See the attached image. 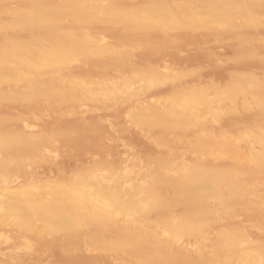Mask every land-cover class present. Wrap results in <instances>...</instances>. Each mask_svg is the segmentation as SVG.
I'll use <instances>...</instances> for the list:
<instances>
[{"label":"bare ground","instance_id":"1","mask_svg":"<svg viewBox=\"0 0 264 264\" xmlns=\"http://www.w3.org/2000/svg\"><path fill=\"white\" fill-rule=\"evenodd\" d=\"M122 1L0 0V103L14 102L26 107L42 103L48 109L55 107L52 113L64 118V115L75 113L73 111L78 104V107L81 103L89 104L88 109L94 110L99 102L101 107L126 103L138 92L162 85L171 86L180 77L179 72L157 69H134L130 74L126 72L128 76L120 75L118 78L112 76L116 73H112L110 76L115 79L100 76L98 80L96 75L97 80H94L92 76L84 79L70 75L73 65L86 66L88 61L97 59L110 65L115 62L111 65L112 70L117 64L114 70L117 74L122 72V64L118 62L130 54L132 45L106 42L105 38L109 40L111 36L109 29L125 31L140 38L146 33H157L163 37L172 32L175 34V31L191 34L203 30L209 32L208 37H216L213 42L208 39L212 45L220 42L217 33L224 32L228 34L224 36L230 35L225 40L233 39L227 43L235 41L240 49H234L237 50L234 52L235 60L256 58L258 55L253 46L264 49V37L247 34L264 27V0H145V3L139 0L138 3L131 1V6L122 5ZM94 26L108 28L104 29L108 31L106 36L103 35L104 39L95 35L99 27L95 30ZM99 61H96L98 65ZM80 63L85 64L76 65ZM96 63H90V66L95 67ZM119 64L121 67L117 68ZM65 71L69 72H66L68 75L64 74ZM251 73H231L222 86L206 83L176 87L157 105L139 106L131 111L127 118L132 127L141 133H149L150 144L164 150L163 153L167 152L165 156H155L154 159L150 156L143 176L135 182L131 180V169L125 172L114 169L104 176L92 166L62 176L65 178L55 184L45 181L40 186L15 185L17 188H13L7 178L8 170L31 161L34 158L31 150L47 140L56 139V135L0 132V189L10 187L0 195L1 232L11 229L14 231L11 233L20 237L17 245L20 242L23 246L26 242L22 248H29L28 241L34 237V243L38 239L47 243L49 237L73 235L80 227H87L94 233L88 237V242L119 256L122 264H200L205 258V244L215 246L223 253L224 261L218 264H264V251L250 247L245 233L248 228L243 225V230L226 222L230 210L234 209V212L235 208H239L242 214L258 213L253 217L264 210V199H259L249 189L259 183L264 190V71L259 77ZM104 77L109 80H104ZM138 82L143 86L131 90L132 85ZM241 110L243 113L252 112L254 121L240 127L236 134L233 132L235 139L232 137V142L207 141L203 135L195 137L194 146L186 149L190 160L188 156L185 157L187 160L176 159L171 145L160 136L162 132H184L197 123H214L222 117L235 116ZM33 116L35 118L39 114ZM10 117L7 119L0 115V124L17 122L21 116ZM202 151L207 153L204 157L212 159L211 163L214 161L210 166L202 164ZM217 159L232 165L219 166L215 163L220 161ZM236 162L243 163L245 167L239 168ZM161 188L165 194L163 191L159 193ZM177 208L179 211L174 212ZM251 213L244 214L243 219L250 217ZM216 214L224 217V224L205 239L206 243L195 241L205 226L218 219ZM256 219L255 222L251 220L250 231L263 224L259 217ZM117 223L121 225L115 231L104 235ZM150 229L157 231V235H151ZM184 240L190 243L188 257H175L159 249L163 244ZM64 248L67 252H70L68 249L75 253L79 251L74 246L66 245Z\"/></svg>","mask_w":264,"mask_h":264},{"label":"rangeland","instance_id":"2","mask_svg":"<svg viewBox=\"0 0 264 264\" xmlns=\"http://www.w3.org/2000/svg\"><path fill=\"white\" fill-rule=\"evenodd\" d=\"M131 1H134L133 3H138L139 0H128L130 4H128L126 0H123L122 5L131 6ZM144 1L145 0H140L141 3L148 2V0H146L145 2ZM185 1L186 0H182V2ZM174 2L180 1L177 0ZM97 27H99L100 30L104 26H94L93 29L96 28L95 30H97ZM105 28L106 27H104L100 31L98 30V33L96 32L95 35L98 34L101 36L100 37L97 35L99 39H104L106 36L105 34H108V31L111 30L109 32L111 36L107 35L110 36L108 37L109 40H106L107 37L105 38L106 42L109 41L110 43L112 41L111 43H113V45H118V43L120 42L121 43L119 45H124L123 43L126 42L127 44L125 45H132V48L134 49L133 51L131 48V50H129L130 54L128 53L129 55H125V57H123L121 61L118 62L122 64V67L121 64H119L117 68L121 67L120 72H122L119 73L118 71L117 74L116 70H114V67H116L115 65L117 64L114 65L112 70L111 65L113 66L115 62L111 65L108 64V62L107 64L110 65V68H107L108 65L106 63H101L99 61L100 59H97L96 61H99V65L96 63V61L91 62L90 60V63H96L97 65H94L95 67L98 66V69L93 66L91 67L88 61V63H86L88 64L86 65L87 68L85 65V67L78 66L85 63L76 64L78 67H74L75 65H73L72 67L74 69L70 67V69H73V72L70 75L74 74L73 76L76 75V77L82 76L81 78L84 77V79H89L92 76L94 80H97L98 78H100V76L109 77L110 75H112V73H116V75L114 74L112 76L118 78L120 75L128 76L127 73L131 72L134 69L147 71L157 69L161 72H179L181 74L180 77L171 86L162 85L155 87L149 91L138 92L133 99L126 103H118L113 106L104 104L106 108L104 107V105H102V107H104L102 108L100 106L102 103L99 102L97 103L99 104L97 107L95 106L96 104H92L96 108L94 110L91 108V106V110L88 109L89 104L85 106L86 104L83 105L81 103V107H78V104L73 111L75 113L64 115V118L62 115L60 116L56 112L52 113V111L56 110H53L55 107H50V109H48L46 108L47 106H44V104L42 103H35L29 105V107L27 105L26 107V105L24 104L20 106L19 103L14 104V102H1V117L7 118L11 116L9 118L11 119L12 117H14V115L15 117L21 116L17 121L18 123L15 121H9L7 123L0 124L1 133L18 131L20 133L22 132L23 134L55 133L56 135V139H53L51 141L47 140L42 145L31 150V153L34 156L33 159H30L31 161H28L21 167L11 168L10 170H8L7 178L10 180V184L12 185V187L14 185L13 188H17L16 186H40L45 181H48L51 184H55L57 181L65 178H62V176H67L70 173L78 170H85L87 167V169H90V167L92 166L97 167L98 169L95 168L97 170L96 172L98 174H104V176H106V174L108 175V172H110L111 170L114 171V169L115 171L119 170L121 172H125L131 169L133 171L131 180L133 182L139 181L143 176L144 170L147 167V162L151 160L150 158L152 157V159H154L155 156L156 158L159 156L162 157L163 154H167V152L163 153L162 151L164 150L161 151L159 149H156V147L150 144L149 139L151 135L149 133H141V131L136 130L132 127L127 118L128 114L131 111L137 109L139 106L149 107L157 105L158 103H160V100L162 98H166L167 96L172 94V92L177 89L176 87L202 86V84L205 85L206 83H211L215 86H222L224 85V82L226 83L227 79L230 78V75L234 73L252 72L251 74L259 77L264 71L263 48L253 46L254 49L256 48L255 51L258 55L254 59L247 58L246 60V58H241L240 60H235L234 57H236L237 50L234 49L238 47L235 41L232 43L229 42V44L227 43V41H229L231 37L225 40L226 37H229L230 35L224 36L228 35L224 32L217 33L218 36L220 35L219 39L217 37V40L220 42H215V44L212 45V43L210 44V42H213L214 38L216 39V37L214 36L216 34L212 33V35L214 36L213 38L212 36L208 37L209 32L203 30L202 32L198 30V33L194 31V33L192 32L191 34H189L190 32L177 31L176 33L175 31L176 35L173 34L174 32H172L173 35L169 33L170 35L167 34L169 35L168 37H166L167 35H164L162 37V35H157V33H146V35L144 34V37L146 38H144L143 36L142 38H140L141 36L138 37L131 33H125V31L117 29H109L108 31H105ZM107 29L108 28H106V30ZM102 30L105 32H103ZM112 30H116V32ZM117 31H120V33H118ZM247 34L252 37H264V27L249 31L247 32ZM103 35L105 36L103 37ZM208 39H210V42H208ZM238 50L240 49L238 48ZM234 52L236 53L234 54ZM260 54L262 56H260ZM232 58L235 61H233ZM103 59H101L102 62H104V60H106L107 62L106 58L104 60ZM99 67H101L102 70ZM92 69L96 70L93 71ZM108 69L112 71L110 72ZM68 71L71 73L69 69ZM68 71H65L64 74H66V72L69 73ZM123 71L126 75L123 73ZM96 75L99 76H97V79ZM86 76L87 78H85ZM107 77H104V80L105 78L109 80V78ZM114 77L111 78L113 79ZM101 79L103 80L102 77ZM142 86L143 83L138 82L132 85L131 90L140 89ZM41 112H44L45 114H41ZM247 112L249 111H244L243 113V110H241L236 113V115H238L237 117L236 115H228L225 116V118H220L214 123H210L208 121L204 123H197L184 132H174L175 134H173V132H162V135L160 133V136L166 143L171 145V152L174 154V157L176 159L179 160L181 158L183 160H187L188 158V160H190L191 157L186 155V149L194 146L195 137L203 135L207 141L218 142L219 140H223L225 142H232L233 139H235L233 132L234 134H236L237 130L240 127L246 124L249 125L254 121L255 116L252 115L253 113L249 112L252 115L251 116ZM48 113L49 115H47ZM34 114H39V116L34 118ZM61 137H63L64 139ZM204 152L205 151H202V156L200 155V159H203L202 164L210 166L214 161L211 163L212 159L210 160L206 156L204 157L203 155L207 154ZM225 159L229 160L228 158ZM217 160V162L215 163L219 166L227 164L224 160ZM232 162L233 160L230 161V163ZM230 163L227 164V166L232 165ZM96 164L100 167H98ZM236 164L238 167L241 166L242 168V165L243 167H245L243 163L240 165L236 162ZM83 166L86 167L84 168ZM128 178L130 177L127 176V179ZM249 189L253 193H255L257 197H259V199H264V190L261 184L258 183L256 185H253L249 187ZM8 190H10V187L8 186L1 188L0 195ZM163 190V188L159 189V193L162 194L161 192ZM165 193L166 191H163V194ZM233 210H230L229 214L227 215L229 216L228 219H226L227 217L225 216L227 225H237L241 228H243L244 225L245 227H247L248 229L245 230L244 227L243 230H245V233H247L246 235L248 236V239L250 241V247H258L257 250L264 251L262 250L264 249V210H261V213L258 216L254 217L253 215L256 213L252 214L251 212H247L251 214L250 217H248V215L245 219H243L245 217V213L243 212L242 214V211H240L239 213V208H235L237 212H233ZM177 211H179L178 208L176 211L174 210V212ZM256 217H259V219H261V223L263 224H261V227L258 228L260 230L251 229L250 231L249 227H251L252 224L251 220L252 222H255L254 220L258 219H256ZM217 218L218 219L208 224L207 227L205 226L204 232L196 237L195 241H204L206 243L205 239L208 238L212 233H214V231H216L222 224H224V219H222L224 217L221 218L220 215H218ZM220 220H222V222ZM120 225L121 224L117 223L115 227L107 230L106 234L104 235L107 236V234L112 233ZM4 230L7 232H3ZM4 230L2 232L0 230V232L2 233V235L1 233L0 235L4 236V239H2V237L0 236V264H122V259L119 256L105 252L99 247V245L94 244L93 242H88V237L90 235H93L94 233L91 232V229L87 227H80V229H78V231L73 235H56L53 237H49L46 239L47 243H45V240L42 239V243L38 244V242H41L38 239V242L36 241L38 245L34 243V239L36 237L32 238V236H30L29 238H32L34 241L32 240V243L31 240H27L28 244L30 245V247L29 245H27V247L29 248H22L24 245L26 246V242H23V246L20 245V242L17 245V241L20 240V237L17 236V233H11L12 230L9 229V231L7 230V228ZM10 233L12 234V236L10 235ZM150 234L157 235V231L150 229ZM66 245H69L70 248L71 246L72 248L73 246L77 247L79 251L75 253L72 250L68 249L71 253L67 252L64 248V246ZM159 249L164 252L173 254L175 257H188L191 253L189 240H184L183 242H174L170 245L163 244L159 247ZM204 253L205 258L203 261H201L200 264H218L224 261L223 253L215 246L205 244ZM227 264L234 263L228 262Z\"/></svg>","mask_w":264,"mask_h":264}]
</instances>
